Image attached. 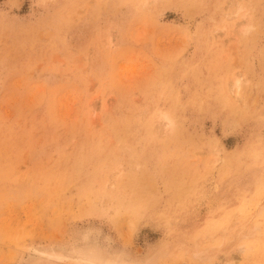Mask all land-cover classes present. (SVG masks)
<instances>
[{
	"label": "rangeland",
	"instance_id": "obj_1",
	"mask_svg": "<svg viewBox=\"0 0 264 264\" xmlns=\"http://www.w3.org/2000/svg\"><path fill=\"white\" fill-rule=\"evenodd\" d=\"M89 247L264 264V0H0V264Z\"/></svg>",
	"mask_w": 264,
	"mask_h": 264
},
{
	"label": "bare ground",
	"instance_id": "obj_2",
	"mask_svg": "<svg viewBox=\"0 0 264 264\" xmlns=\"http://www.w3.org/2000/svg\"><path fill=\"white\" fill-rule=\"evenodd\" d=\"M239 87H240V83H237L236 88ZM157 118L159 122H164L163 124L165 125H166V121H169V117L165 112H159ZM38 252L39 251L36 250L35 254H37ZM72 253L73 254L71 256H73V258H75L77 262L81 264H130L125 262L121 257H112L106 254L105 252L98 250L95 247H89L86 249H82V248L74 249ZM47 254L50 257H57L54 255V253L51 254L47 252ZM37 259L38 256L36 255L27 256L24 264H34Z\"/></svg>",
	"mask_w": 264,
	"mask_h": 264
}]
</instances>
